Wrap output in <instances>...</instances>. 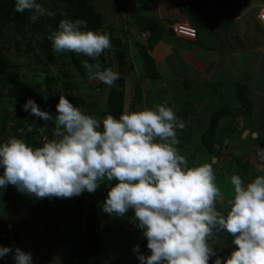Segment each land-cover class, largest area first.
<instances>
[{
	"label": "clouds",
	"instance_id": "obj_1",
	"mask_svg": "<svg viewBox=\"0 0 264 264\" xmlns=\"http://www.w3.org/2000/svg\"><path fill=\"white\" fill-rule=\"evenodd\" d=\"M15 7L30 11L33 22L54 15L37 0H15ZM49 40L57 54L74 52L92 60L113 46L106 32L88 30L83 19L60 20ZM83 66L90 80L113 86L119 79L118 72L99 63L85 60ZM22 107L44 121L43 127L28 128L39 132L42 146L15 136L0 143V188L10 184L37 199H67L95 192L101 181H118L109 188L102 211L123 217L134 210L151 253L138 254L140 264H209L213 257L214 264H264V174L248 183L233 175V193L226 200L213 165L189 167L181 154L177 131L186 124L172 107L158 104L102 119L65 95L59 96L55 116L32 99ZM258 156L264 161V150ZM223 233L232 237L235 249L222 259L214 245ZM133 251L139 253V245ZM9 254L15 264H34L30 252L0 245V259Z\"/></svg>",
	"mask_w": 264,
	"mask_h": 264
},
{
	"label": "rangeland",
	"instance_id": "obj_2",
	"mask_svg": "<svg viewBox=\"0 0 264 264\" xmlns=\"http://www.w3.org/2000/svg\"><path fill=\"white\" fill-rule=\"evenodd\" d=\"M55 1L37 0L38 3H41L53 13L65 11L64 4ZM91 3H94L98 11L103 10L104 3H109L113 7L108 8V10L117 13L118 11L125 12L129 6V0H111V2L92 0ZM138 5L126 16L130 21L127 32L122 33L125 24L119 22V18L116 25L113 24L116 29L109 25L107 28L99 30L110 36L113 45L110 50L104 51L108 61L101 68H111L119 73V78H124L125 85L121 88L125 92L124 112L152 108L158 104H166L173 108L178 118L186 124L183 130L177 131V137L180 141L177 147L181 154L186 156L188 166L193 167L206 162L211 163L216 171L218 185L225 194V199H230L233 193L230 179L233 175H239L245 183H248L257 175L264 174V172L258 171V169L264 167V161H261L258 156V150H264V146L261 145V142H264V130L260 129L264 123V88L254 87L253 90H256V92L252 101L249 102V89L247 87L236 93L232 86L236 83V79L234 81L230 80L225 89H220V86L226 83L220 84V81H218L212 85V94H209L208 98L206 97L208 102L199 103L196 101L190 103V96L183 95V91L179 89L180 84L176 83L177 80L171 75L172 73L168 70L167 65L158 62L160 58L158 54L154 56V47L150 48L148 46V36H145L148 33L144 29L151 26L149 22H152L151 20L157 21L159 27L165 29L164 24L157 18V9L154 10L155 7H152L151 10L153 4L150 2H138ZM158 9L163 8L158 5ZM166 9H169L174 15H183L172 2H167ZM225 9L227 8L224 7ZM147 10L153 13L147 12V14L145 12ZM220 11H222L221 7L214 8V12L207 17L208 22H206V25L209 29L207 33L204 30V35H214L212 28L217 27L218 22L219 28L222 26L225 31L229 29L228 20L219 15ZM121 17L123 16L121 15ZM103 21H105L104 18ZM155 27H158V25L156 24ZM8 30L7 37L14 41L10 43L5 53L1 48L3 53L0 54V61L7 68H10L13 60H16L30 78H35L36 90H42L44 94L52 97L50 101L51 115H57L56 105L59 102V96L65 95L74 105L76 98L88 103L87 108H81V106L78 108L87 114L100 119L103 118L108 92L111 87L117 88V84L107 86L102 85V82L98 80H90L86 69L83 67L86 73L83 75V70H79L75 65L70 52H64L68 56L63 61L59 60L56 64L48 65L39 48L40 35L33 37L30 34V37L26 39H23L21 35H17L15 39L22 41L21 51H19L14 45L15 39L12 38V30ZM140 30L144 31L141 32ZM200 40H205V38L200 37ZM237 40L238 38L232 39L233 42H237ZM29 42L32 43L31 46L27 45ZM168 43L171 46H176L171 41ZM142 45L148 47L149 55L155 60V67L160 76L156 81L142 78L137 63V57L142 56L144 51ZM184 46L191 47L188 43ZM232 48L231 45L230 49ZM120 51L125 52V65L123 67L119 66L117 58V52ZM168 61L169 59H167ZM122 70L125 72L123 73ZM47 72L57 81L56 79L55 82L46 81L43 75ZM247 75L249 78H259V80L262 78L264 82L262 77L264 76V58L258 61L257 55L251 54ZM225 77L227 80L230 78V70ZM6 78L5 74L0 75V115L9 116L11 119L6 125V134L2 136L3 138H0L3 142L15 136V128L18 127V122L26 117L24 122V126H26L28 118L33 116L30 112L17 111L14 108V102L8 92L11 85L6 83ZM185 85H183L182 90H185ZM202 88L205 89V87ZM169 92L171 95H169ZM196 95H193L192 98H196ZM202 95H205L204 92ZM198 97L200 96L198 95ZM246 103L248 106L250 105L247 110L251 112L247 111V114L239 113L235 106ZM214 115L222 116V118L218 121L221 129L217 127L219 123L216 125L215 142H217V145L211 155L207 145L202 141V133L210 130V125L214 123ZM224 122H226L225 126L221 127V123ZM253 128H259L262 135L255 137L252 131L246 133ZM37 139L38 137H34L31 141L36 146H42V143L38 142ZM27 140V143L29 142L30 145L35 146L30 140ZM0 175H3L2 167H0ZM107 193L97 190L92 193L85 191L79 196L67 198L57 203L58 198L37 199L34 196L21 193L15 186L9 184L5 188H0V228L6 224L5 216L9 211L11 213L17 212V216L13 219L16 245L12 249L20 248L24 252H30L34 264H71L70 252L75 245L80 246L81 249L86 248V252L82 253L83 257L80 264H133L134 247L136 245L142 247L147 239L143 235L135 238L134 230L137 231L140 228L137 226L138 221L135 219L134 210L129 209L123 217L109 215L102 211V204L107 197ZM4 195L12 198L9 203L4 202L6 201ZM78 197H81V202L77 203ZM70 202L75 203V206H70L68 204ZM221 211H224V209L221 208ZM92 215L96 216V226L100 234L98 254H94L86 241L87 238L81 237L86 228V222L92 219ZM231 240L232 238L229 240L220 238L219 242L214 245L218 252L222 254V259L230 255L231 251L235 249ZM0 264H15L13 255L9 254L0 259Z\"/></svg>",
	"mask_w": 264,
	"mask_h": 264
},
{
	"label": "trees",
	"instance_id": "obj_3",
	"mask_svg": "<svg viewBox=\"0 0 264 264\" xmlns=\"http://www.w3.org/2000/svg\"><path fill=\"white\" fill-rule=\"evenodd\" d=\"M173 4H175V7L179 9V11L186 16L184 19L185 22L191 24L194 28H196L197 33L198 32V20H200L201 15V7L198 5L203 2V0H185L183 1L184 4H180L182 0H169ZM228 2H235L234 0H227ZM55 2H61L64 4L65 11L54 13L52 17L43 16L40 17L37 21L33 22L29 19L30 15L32 14L30 11H24V12H17L15 7V0H0V54H2V50H4V53L8 50L10 43L13 42L11 38L7 37L8 35V29H11L13 32L12 38L15 39L17 35H21L23 39L29 38L30 34L31 36H41V41L39 43V48L41 53L45 56V59L47 60V64H56L59 60L63 61L68 55H65V53H55L52 49L51 41L49 40V36L58 30L59 21L62 19H70V20H76V19H83L87 21V29L88 30H94L99 31L103 27V16L100 12L96 11V7L94 3H91L92 0H56ZM47 8V7H46ZM210 10V9H209ZM51 11V10H50ZM52 12V11H51ZM219 15L221 13L219 12ZM149 22L150 27H146L144 29L146 33H148V41H149V47L152 48L154 44H156L158 41L162 39L163 33L165 29L162 27V29L159 27V24L157 21ZM198 22V24L196 23ZM158 25V27H155V25ZM174 24V23H173ZM144 30H141L144 31ZM124 32V31H123ZM122 32V33H123ZM174 36H177L173 33ZM145 35V34H143ZM198 38V35H197ZM32 39V38H31ZM21 44L22 41H18L15 39V47L17 50L21 51ZM27 45L31 46L32 43L29 42ZM2 48V50H1ZM142 48L144 49L142 56L137 57V63L138 67L142 73V78L144 79H153V81H156L158 79L159 74L156 70L155 60L154 58L149 55L148 53V47L142 45ZM72 55L73 61L75 62V65L78 67L79 70H83V61L88 60L90 63H99L101 67L108 61L105 53H103L100 57H98L96 60H92L89 57L75 54L74 52H70ZM125 52H117V58L119 61V66L123 67L125 65L124 61ZM124 69V68H123ZM125 70V69H124ZM122 70L124 73L125 71ZM83 75H85V71L83 70ZM5 74L7 76L6 83L11 85V88L8 90L9 96L11 97L12 101L14 102V108L17 109V111H24L23 105L26 103L28 99L34 100L37 105L40 107L41 110L48 111L50 114H52V108L50 107V101L52 97L50 95L44 94V92L41 90H36V82L34 81L35 78H30L29 75L26 74L24 70L21 69L20 65L16 60H13L11 63V67L7 68L5 65L2 64L0 61V75ZM26 78V79H25ZM43 78L46 81L49 82H55L54 77H51L49 72L43 75ZM57 81V79H56ZM115 84H117V88L111 87V89L108 92V98L105 105V111L103 113V117H105L107 114H112L116 116L117 118L121 113L124 112V101H125V92L124 90H121L122 87L125 85L124 78H119ZM102 85H104L102 83ZM245 88L244 86L241 87V89ZM241 91V90H240ZM239 91V92H240ZM71 102V101H70ZM74 102V101H73ZM247 104V103H246ZM245 104V106H246ZM244 105V104H243ZM75 106L77 107H84L87 108L89 105L86 102H83L76 98L75 100ZM26 112V111H24ZM246 114V113H245ZM222 116H215L213 117L214 123L210 125L208 131H205L202 133L204 144L207 145L209 151L213 152V149L216 147L217 142H215V136H216V130L217 127H219L220 122H218ZM9 116L0 115V138L4 136L7 132L6 125L10 121ZM26 120V117L23 118L22 121L18 122V127L15 128V137L17 138H23L32 140L34 137H36L39 132L33 129L32 132L28 131V128L30 126L35 125L36 128L43 127L44 121L36 116H32L28 118V123L26 126H24V122ZM217 120V121H215ZM218 126L216 127V125ZM52 128L53 125L51 122L48 124V131L47 133L49 135H52ZM23 129V132L20 130ZM221 129V128H220ZM27 140V141H28ZM32 142V141H31ZM29 143V142H28ZM34 145L35 143L32 142ZM261 145L264 146V142H261ZM36 146V144H35ZM116 182H108L107 180L99 182V186L97 188V191L101 192H108L109 188L111 186H114ZM4 199L9 202L12 198L8 195H4ZM56 200V202H60V199ZM46 201V200H42ZM81 202V197H78L77 203ZM70 206H75V203L72 202L68 203ZM96 216L92 215V219L88 220L86 222V228L84 230L83 235L81 234V237L87 238L88 245L94 252V254H98L99 252V241H100V234L98 232L97 226H96ZM136 230V229H135ZM143 235V230L139 229L135 231V238H139ZM232 237L227 235L226 233L221 234V239L223 240H229ZM83 252H86V248L81 249L80 246H73L70 252V259L71 264H80L81 259L83 257ZM138 254H143L145 256L150 255V250L147 248V240L143 244L142 247H139V253L135 252L134 257L132 259L133 264H140V261L138 260ZM218 255L222 257V254L218 252ZM215 257L210 260L209 264H214Z\"/></svg>",
	"mask_w": 264,
	"mask_h": 264
},
{
	"label": "crops",
	"instance_id": "obj_4",
	"mask_svg": "<svg viewBox=\"0 0 264 264\" xmlns=\"http://www.w3.org/2000/svg\"><path fill=\"white\" fill-rule=\"evenodd\" d=\"M168 1L169 0H129L128 9L125 12L118 11V13L110 12L108 8L110 9L113 6L109 3H104L102 6L103 10L96 11L100 12L105 19L102 29L107 28L109 25L116 29V26L113 24L116 25L117 19L119 18V22L125 24V31L121 29L122 32H127L130 21L126 16H128L136 6H139L138 2L152 3L151 10L152 7H155L154 10L157 9V18L165 26L162 39L153 46V54L154 56H157V54L160 56L158 61L160 64L165 63L167 65L168 70L172 73L171 75L177 80L176 83L180 84L179 89L183 91V95L186 94L190 96V103H195L196 101L199 103L208 102L207 98L209 94H212L211 89L213 84L218 81H220V84L226 83L220 86V89H225L227 84L230 83V80L234 81L235 79L236 83L232 86L236 90V93L242 90V86L247 87L249 89L248 101L251 102L256 92L253 88L257 86L264 88L262 78L259 80V78H249L247 75L249 56L251 54H256L258 61L264 58V22L260 16V10L264 7V0H234L235 2H228L227 0H203L202 3L198 4L201 7L202 17L198 20V22L200 21V25L196 22L199 32L196 40H187L172 34L170 29L171 25L176 22H184L185 20L183 18H186V16L174 15L169 9H166ZM183 1L185 0H182L180 4H184ZM104 2H111V0H104ZM158 5L163 9H158ZM219 7L222 8V11H220L221 17L227 18L228 20L227 25L229 29L225 31L222 29V26L219 28L218 22L217 27L212 28L214 35H204V30L207 33L209 29L206 25V22H208L207 17L214 12V8ZM224 7L227 9L224 10ZM149 10L145 12L147 13ZM112 13L114 14L113 16ZM148 13L152 14L153 12ZM121 15L123 17H121ZM111 17L113 18L111 19ZM200 37L210 42L200 40ZM233 38H238L237 42H233ZM169 41L175 43L176 46H171L170 43H168ZM187 43L191 46L190 48L184 46L187 45ZM231 45L233 47L232 49H230ZM167 59H169L168 62ZM229 70L230 78L228 81L225 79V76L228 75ZM218 75L219 77H217ZM262 77L264 78V76ZM183 85H185V90H182ZM202 87H205V89ZM203 92L205 95H202ZM169 95H171L170 92ZM193 95H196V98H192ZM236 96L239 97L237 94ZM249 106L247 104L245 106L244 104L235 107H237L239 113L242 112L247 114V111H250L247 110ZM225 123L226 122L221 123V127L225 126ZM260 129H262V131L264 130V123L261 125ZM250 131L256 133L258 135L256 137L262 135V131H260L259 128H253L247 132L249 133ZM0 143H3L2 139H0ZM16 214L17 212L11 213L9 211L8 220H5L6 224L0 228V245L2 246L13 248L16 245V240L14 239L16 238V233L13 225V219L17 216ZM135 231L136 230H134V232Z\"/></svg>",
	"mask_w": 264,
	"mask_h": 264
},
{
	"label": "built area",
	"instance_id": "obj_5",
	"mask_svg": "<svg viewBox=\"0 0 264 264\" xmlns=\"http://www.w3.org/2000/svg\"><path fill=\"white\" fill-rule=\"evenodd\" d=\"M261 19L264 22V8L260 13ZM173 33L179 37L186 38L188 40H194L197 38V30L188 23H178L171 27Z\"/></svg>",
	"mask_w": 264,
	"mask_h": 264
},
{
	"label": "water",
	"instance_id": "obj_6",
	"mask_svg": "<svg viewBox=\"0 0 264 264\" xmlns=\"http://www.w3.org/2000/svg\"><path fill=\"white\" fill-rule=\"evenodd\" d=\"M246 133H248V132H246ZM254 136L256 137L257 136V134L256 133H254ZM224 198H225V194H224ZM8 218V214L5 216V219H7Z\"/></svg>",
	"mask_w": 264,
	"mask_h": 264
}]
</instances>
